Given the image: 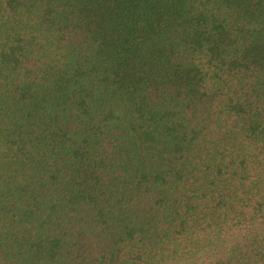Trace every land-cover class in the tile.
Returning a JSON list of instances; mask_svg holds the SVG:
<instances>
[{
	"label": "trees",
	"instance_id": "obj_1",
	"mask_svg": "<svg viewBox=\"0 0 264 264\" xmlns=\"http://www.w3.org/2000/svg\"><path fill=\"white\" fill-rule=\"evenodd\" d=\"M0 264H264V0H0Z\"/></svg>",
	"mask_w": 264,
	"mask_h": 264
}]
</instances>
